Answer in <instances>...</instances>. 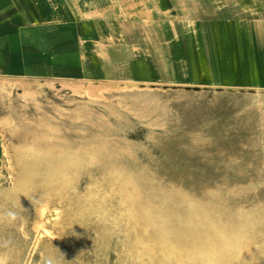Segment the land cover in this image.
<instances>
[{
  "label": "rangeland",
  "instance_id": "1",
  "mask_svg": "<svg viewBox=\"0 0 264 264\" xmlns=\"http://www.w3.org/2000/svg\"><path fill=\"white\" fill-rule=\"evenodd\" d=\"M249 1L79 0L126 66L0 99V264H264V88L188 86L162 54Z\"/></svg>",
  "mask_w": 264,
  "mask_h": 264
},
{
  "label": "crops",
  "instance_id": "2",
  "mask_svg": "<svg viewBox=\"0 0 264 264\" xmlns=\"http://www.w3.org/2000/svg\"><path fill=\"white\" fill-rule=\"evenodd\" d=\"M256 4L249 1L243 17L188 19L180 50L168 40L162 52L171 78L188 86L264 88V7ZM102 9H80L79 0H0V99L14 83L102 80L114 63L125 67L110 19L95 16Z\"/></svg>",
  "mask_w": 264,
  "mask_h": 264
},
{
  "label": "clouds",
  "instance_id": "3",
  "mask_svg": "<svg viewBox=\"0 0 264 264\" xmlns=\"http://www.w3.org/2000/svg\"><path fill=\"white\" fill-rule=\"evenodd\" d=\"M18 219L17 213H15L12 210L7 211L3 215H0V221H6V222H15ZM10 241H2L0 242V247H8L10 245ZM62 255V254H61ZM42 264H55V258L45 256L42 259Z\"/></svg>",
  "mask_w": 264,
  "mask_h": 264
},
{
  "label": "bare ground",
  "instance_id": "4",
  "mask_svg": "<svg viewBox=\"0 0 264 264\" xmlns=\"http://www.w3.org/2000/svg\"><path fill=\"white\" fill-rule=\"evenodd\" d=\"M36 160H37V159H36ZM59 168H60V167H59ZM31 175H32V173H31ZM31 175H30V176H31ZM28 180H29V179H28ZM179 247H180V246H179ZM190 257H191V256H190Z\"/></svg>",
  "mask_w": 264,
  "mask_h": 264
}]
</instances>
